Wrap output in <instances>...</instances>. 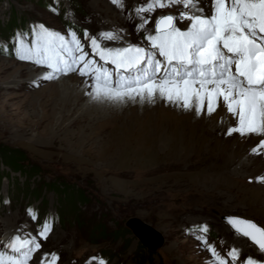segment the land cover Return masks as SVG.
<instances>
[{"label": "rangeland", "instance_id": "rangeland-1", "mask_svg": "<svg viewBox=\"0 0 264 264\" xmlns=\"http://www.w3.org/2000/svg\"><path fill=\"white\" fill-rule=\"evenodd\" d=\"M147 2L0 0V151H14L22 159L17 166L28 170L0 163V250L50 223L29 264L52 253L59 256L56 264H210L211 253L197 237L228 264L233 248L239 251L235 264L249 257L264 262V253L224 222L238 217L264 228V148L252 151L264 134L228 135L237 118L222 97V108L211 115L207 100L196 114L195 97L188 110L182 101L159 97L101 103L88 95L92 88L83 91L84 82L93 81L79 69L30 80L29 71L49 70L16 57L17 38L31 45L39 25L69 40L75 32L88 54L85 31L102 48H146L158 17L188 11L182 4L156 8L144 13L151 22L140 29L135 9ZM198 7L210 16L212 0H199ZM189 24L177 20L176 26L186 30ZM104 32L119 38L101 39ZM132 219L156 234L155 250L128 229ZM203 225L206 234L199 231Z\"/></svg>", "mask_w": 264, "mask_h": 264}, {"label": "snow or ice", "instance_id": "snow-or-ice-1", "mask_svg": "<svg viewBox=\"0 0 264 264\" xmlns=\"http://www.w3.org/2000/svg\"><path fill=\"white\" fill-rule=\"evenodd\" d=\"M112 3L123 7V0H112ZM177 4L188 11H181L179 16L158 17L154 34L145 37L150 48H102L98 39L85 31L84 39L90 41L92 53L105 64L115 66V80L111 71L88 58L75 32L68 33L69 40L39 25L38 32L33 30L36 38L31 45L17 38L16 57L47 68L49 71L42 75L43 80L57 79L79 69V75L92 77L94 91L88 95L101 103L137 99L152 103L159 97L172 103L182 101L180 106L188 110L193 107L191 100L195 97L196 114L203 113L207 100V114L211 115L222 97L228 112L237 118V125L228 129V135L264 134V0H212L210 16L198 7L199 0H148L135 9L143 21L138 28L143 29L151 22L144 13ZM177 20H188L190 24L181 30L176 26ZM100 38L119 37L104 32ZM121 70L131 75H121ZM259 148H264V140L253 153L260 154ZM29 214L36 219L31 210ZM226 222L237 235L246 237L264 253V228L238 217H228ZM50 231L51 224L45 223L36 236L13 237L0 250V264H29L41 248L38 238L47 239ZM199 231L206 234L208 228L199 226ZM197 238L211 253L210 264H228L214 245L204 237ZM228 256L235 264L239 251L233 248ZM58 260L55 253L44 254L40 264H56ZM100 264L105 262L101 260ZM245 264L264 262L249 257Z\"/></svg>", "mask_w": 264, "mask_h": 264}, {"label": "water", "instance_id": "water-1", "mask_svg": "<svg viewBox=\"0 0 264 264\" xmlns=\"http://www.w3.org/2000/svg\"><path fill=\"white\" fill-rule=\"evenodd\" d=\"M227 218H224V221H226ZM126 226L128 227V229L131 231V233L134 236L136 234L139 238H142L141 239L142 241L140 242V244L142 246H144L145 248L153 251V250H155L158 247V244L160 243V242H158V237H157V240L155 242H153V240L150 241L149 236H148L149 233L145 237V232L147 231L148 227H146L145 225H143L139 221H137L135 219L134 220L133 219L132 220H129L126 223Z\"/></svg>", "mask_w": 264, "mask_h": 264}, {"label": "bare ground", "instance_id": "bare-ground-1", "mask_svg": "<svg viewBox=\"0 0 264 264\" xmlns=\"http://www.w3.org/2000/svg\"><path fill=\"white\" fill-rule=\"evenodd\" d=\"M204 9V8H203ZM139 22H141V21H139ZM141 24V23H140ZM119 37V36H118ZM122 36H120V38H121ZM123 38V37H122ZM29 72H31V75H30V80H32V79H42V75L43 74H45L46 72H44V71H40V73H36L37 71H36V69L35 70H32V71H29ZM71 78V77H70ZM72 79H74V78H72ZM75 80H77L76 78H75ZM62 84H64V83H62ZM83 84V83H82ZM93 84H90L89 82H84V85H82L83 87V91H85V90H87V89H89V88H92L93 89V91H94V88H93V86H92ZM92 91V92H93ZM81 93H83V92H81ZM80 96V94H78V97H75V102L76 103H78V102H80L81 101V97H79ZM220 99V98H219ZM92 104H93V102H92ZM93 107V106H92ZM217 108L219 109H221L222 108V103L221 102H219L218 103V106H217ZM83 111V110H82ZM9 226V225H8ZM141 227V226H140ZM10 228V227H9ZM149 233V239H150V241L151 240H153V242H155L156 240H155V234H154V232L150 229L149 230V228L147 229V231L145 232V237L147 236V234ZM135 236L139 239V241L141 242L142 240V238H139L136 234H135ZM246 246V245H245ZM248 249H251V250H253L252 248H248ZM58 253V252H57ZM38 260V259H37ZM41 260V259H40ZM40 260L37 262L38 264H40Z\"/></svg>", "mask_w": 264, "mask_h": 264}, {"label": "trees", "instance_id": "trees-1", "mask_svg": "<svg viewBox=\"0 0 264 264\" xmlns=\"http://www.w3.org/2000/svg\"><path fill=\"white\" fill-rule=\"evenodd\" d=\"M0 163L3 164L6 168L12 170V171H15V172H28V170H21L20 169V166H17V164L19 162L22 161V159H20L18 157V154H16L14 151H8V152H3V151H0Z\"/></svg>", "mask_w": 264, "mask_h": 264}]
</instances>
